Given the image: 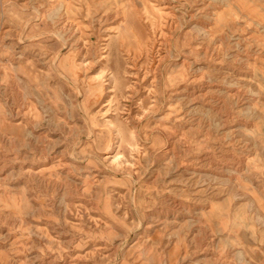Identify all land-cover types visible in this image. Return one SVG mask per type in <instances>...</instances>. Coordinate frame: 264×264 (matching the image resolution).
Wrapping results in <instances>:
<instances>
[{
    "label": "rangeland",
    "instance_id": "rangeland-1",
    "mask_svg": "<svg viewBox=\"0 0 264 264\" xmlns=\"http://www.w3.org/2000/svg\"><path fill=\"white\" fill-rule=\"evenodd\" d=\"M0 264H264V0H0Z\"/></svg>",
    "mask_w": 264,
    "mask_h": 264
}]
</instances>
